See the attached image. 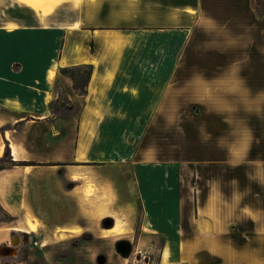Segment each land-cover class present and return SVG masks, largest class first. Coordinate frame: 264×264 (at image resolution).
I'll return each mask as SVG.
<instances>
[{
  "label": "crops",
  "instance_id": "1",
  "mask_svg": "<svg viewBox=\"0 0 264 264\" xmlns=\"http://www.w3.org/2000/svg\"><path fill=\"white\" fill-rule=\"evenodd\" d=\"M245 27L243 63L225 41ZM76 65L92 66L84 96L58 73ZM225 71L264 87V16L250 0H0V158L7 144L22 164L0 170L1 258H14V231L82 217L88 175L162 239L159 264H264V129L227 111ZM63 93L82 100L72 131L51 109Z\"/></svg>",
  "mask_w": 264,
  "mask_h": 264
},
{
  "label": "rangeland",
  "instance_id": "2",
  "mask_svg": "<svg viewBox=\"0 0 264 264\" xmlns=\"http://www.w3.org/2000/svg\"><path fill=\"white\" fill-rule=\"evenodd\" d=\"M248 29L245 27L241 30L240 40L227 38L225 41L227 49L240 44L243 63L248 62L247 53L250 42ZM258 77L260 79L259 73ZM238 78H240L239 73L233 71L222 72L217 77V79L225 82V87H227L226 97L223 98L227 111H235L239 115L238 118L241 116L236 122H240L243 131H255L256 128L264 129V115H262L264 113V87L259 89L257 94L251 93L249 87L242 81L249 80L250 72L248 69L242 73L240 87L237 83ZM69 94L63 93L60 96L64 107L60 108L56 114L59 117H66L61 119L62 124H58V131L65 129V127L72 131L75 127L82 100L80 98L69 100L67 99ZM210 99L215 102L217 100L216 95L214 97L211 94ZM244 113H256V116H249V114L246 116ZM63 150L67 153V149ZM69 164V162L64 163L65 166ZM99 191L100 188L96 187L89 176L83 175L82 197L84 205L82 217L72 218L69 222L71 225L66 230H52L51 227L55 221L51 219L49 225L42 227L40 231L38 230V223L34 221L36 230L31 234L14 231L12 234V238L15 239L14 246L9 244L14 251V258H1L0 256V264H14L17 260H24L27 264H97L96 258L99 255L105 258L103 264H159L162 239L159 236L142 232L139 229V215L131 219V217L128 218L119 214L120 212L117 211V207H114L115 205L108 198L107 193L105 194L104 191L100 193ZM91 197L96 199V205L102 204L106 207L104 213L92 214L96 205L93 206L90 203L89 198ZM108 218L113 221V227L116 224L120 228L119 233H113V227L106 229L102 225V221ZM10 220L5 218L4 213L0 210V224L9 223ZM119 240H126L131 244L132 250L129 257L122 258L115 252V243Z\"/></svg>",
  "mask_w": 264,
  "mask_h": 264
},
{
  "label": "trees",
  "instance_id": "3",
  "mask_svg": "<svg viewBox=\"0 0 264 264\" xmlns=\"http://www.w3.org/2000/svg\"><path fill=\"white\" fill-rule=\"evenodd\" d=\"M251 9L253 10L255 16L257 18H261L264 16V0H250ZM93 50V47L91 46ZM59 76L68 78L72 83V90L78 96H84L87 93V85L89 83L91 74H92V66L91 65H76L71 67L60 68ZM60 95L52 102L51 109L52 113L56 114V112L64 107V103L60 99ZM13 165H22L16 164L12 161L10 156L8 145L5 146L4 155L0 158V170L4 169L8 166ZM5 218L11 219L6 214H4Z\"/></svg>",
  "mask_w": 264,
  "mask_h": 264
},
{
  "label": "water",
  "instance_id": "4",
  "mask_svg": "<svg viewBox=\"0 0 264 264\" xmlns=\"http://www.w3.org/2000/svg\"><path fill=\"white\" fill-rule=\"evenodd\" d=\"M113 221L111 219H104L102 221V225L106 229H110L113 227ZM132 247L131 244L126 240H119L115 243V252L122 258L129 257L131 253ZM97 264H103L105 262V258L102 255H99L96 259Z\"/></svg>",
  "mask_w": 264,
  "mask_h": 264
},
{
  "label": "bare ground",
  "instance_id": "5",
  "mask_svg": "<svg viewBox=\"0 0 264 264\" xmlns=\"http://www.w3.org/2000/svg\"><path fill=\"white\" fill-rule=\"evenodd\" d=\"M119 222H117V224H118ZM118 225H120V224H118ZM124 227V226H123ZM28 229H29V231H31V232H35V230H36V226H35V224H29V226H28ZM119 229L120 228H118L117 226H116V224H115V226H114V228L112 229V231H113V233H119L120 231H119ZM122 229V228H121ZM123 229H125V227L123 228ZM124 232V231H123ZM110 233V232H109ZM108 233V234H109ZM123 234V233H122ZM111 235V234H110ZM120 235V234H119ZM115 236V235H114Z\"/></svg>",
  "mask_w": 264,
  "mask_h": 264
},
{
  "label": "built area",
  "instance_id": "6",
  "mask_svg": "<svg viewBox=\"0 0 264 264\" xmlns=\"http://www.w3.org/2000/svg\"><path fill=\"white\" fill-rule=\"evenodd\" d=\"M14 240H15L14 238H11V240L7 243V245L5 246V248L3 250H8V251L10 250L11 251L10 245L14 246ZM7 257H9V256L6 254L3 256V258H7Z\"/></svg>",
  "mask_w": 264,
  "mask_h": 264
}]
</instances>
